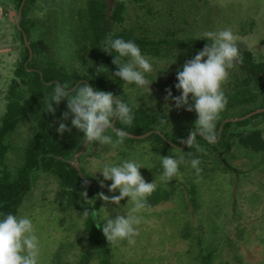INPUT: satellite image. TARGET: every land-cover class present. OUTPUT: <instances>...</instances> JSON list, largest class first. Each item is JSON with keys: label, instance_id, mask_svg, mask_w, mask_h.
<instances>
[{"label": "rangeland", "instance_id": "1", "mask_svg": "<svg viewBox=\"0 0 264 264\" xmlns=\"http://www.w3.org/2000/svg\"><path fill=\"white\" fill-rule=\"evenodd\" d=\"M30 1L32 10L27 18L31 25L29 21V40L26 39L25 46L34 47L39 40L45 44L43 52H49L46 55L49 62L45 57L41 58L40 67L45 73L57 69L70 76L73 73L87 75L89 49L77 42L74 18L87 7L88 0ZM124 5L120 13L123 30H132L150 41L167 40L171 46L161 58L148 57L154 66V71L148 74L149 81L153 82L150 93L135 89L134 85H125L118 93L137 109L165 119L167 122H162L164 129L174 137L193 128L197 119L195 112H188L183 107L177 109L167 91L171 90L172 97L181 94L175 88L176 73L195 56L186 49L192 39L199 40L208 30L231 29L237 36L242 56L248 52L253 62L264 64V0H146L138 3L124 0ZM115 6L114 2L112 9ZM20 14L13 0H0V119L6 112V97L12 82L19 83L15 71L24 56L17 32ZM24 26L28 28L26 24ZM180 42L184 43L182 48L174 44ZM238 68L235 65L228 70L229 77L222 85L224 92H230L237 75H242ZM258 97L245 110L261 111L259 107L263 105L264 95ZM236 111L237 115L243 113L242 109ZM52 119L57 120L53 116ZM218 120L223 121L222 124L233 121L230 118ZM247 120L244 128L233 127L231 133L248 135L259 131L264 140V115H254ZM60 123L71 128V116L67 120L61 119ZM36 132L33 124H22L9 139L8 171L14 173L21 166L24 148L36 137ZM60 135L71 149V165L87 177L91 186L92 209L97 211L92 221L97 228L104 217L100 208L105 207L110 218L123 214L113 212L116 205L106 204L98 198L100 193L105 196L119 194L118 191L109 193L111 181L100 186L103 177L99 173L92 176L106 163L135 159L145 167L140 169L145 181L155 179L156 191L162 190L173 196L178 194V197L143 210V222L138 226L135 245L122 242L112 246L100 228L96 235L88 229L91 217L85 221L81 215L85 211L91 215L90 210L80 211L74 205L69 207L57 179L38 173L18 215L33 219L41 239L42 264H80L86 254L91 257L89 264H264V154H247L245 151L248 150L232 146V152L224 155L231 171L223 170L214 160H209L210 163L205 164L206 170L196 174L194 180L190 174L191 165L182 163L173 180L161 182L160 156L181 159L184 148L168 150L154 138L145 140L148 136L128 138L116 148L96 143L87 146L81 143L83 133L74 128ZM127 199L120 202V209L126 207L123 211L131 207L126 206ZM188 227V237L183 238L182 232Z\"/></svg>", "mask_w": 264, "mask_h": 264}, {"label": "trees", "instance_id": "2", "mask_svg": "<svg viewBox=\"0 0 264 264\" xmlns=\"http://www.w3.org/2000/svg\"><path fill=\"white\" fill-rule=\"evenodd\" d=\"M13 1L17 10L21 13V21L17 26V32L23 46L24 56L15 71L19 83L12 82L7 92L6 112L0 119V212H10L18 215L23 199L32 190L35 177L38 173H44L57 179L60 187L63 188V196L69 207L74 205L80 211L88 209L92 214L94 212L91 205L92 201H88L93 200L91 186L86 181L87 177H83L81 172L71 165V149L57 132L63 117V110L67 109V101H62L61 106L56 107L53 115L43 111V103L53 92L57 81L60 84L73 87V90L81 84H87L97 90L111 92L114 96L122 99L118 91L125 85L122 84L119 78L109 79L117 71V67L113 64V56L107 55L101 47L102 41L109 33L113 38L134 41L140 47L142 54L151 58H161L164 53L169 51L171 44L167 40L150 41L145 37L136 35L132 30H123L120 13L125 6L124 0H113L116 6L111 11L110 29L107 26L108 21L106 19V0H88L87 7L80 10L74 19L78 44L89 49V73L83 76L73 73L70 76L57 69H49L45 73L43 67H40L42 66L40 63L41 58L45 57L46 61L49 62V56L46 57L49 52H43L46 50L44 49L45 44L39 42V40L34 43V47L29 44L28 47L25 46L27 40H29L31 25V20L27 18L28 13L32 10L31 1ZM132 1L138 3L146 0ZM29 21L30 25L28 26ZM25 24L28 26L27 29L24 26ZM174 44L179 48L184 45L181 42ZM206 44V40L192 39L186 49L191 50L196 55L198 51L203 50ZM240 64L243 67L240 66L238 69L242 75H237L230 92H224L227 97V105L220 113L219 118L234 120L233 117H235L236 120L249 115L254 109L245 110V108L253 105L258 100L259 94L264 95V64L253 62L252 56L248 52L242 56V63ZM131 106L134 109L135 117L132 126L126 127L119 121L117 123L115 121L116 125L114 124V126L126 130L129 136L135 137L134 139L145 136H148L145 140L154 138L161 145H165L168 150L180 149L185 145L180 144L179 141L187 139L193 128L174 137L165 131V125L160 118L137 109L133 105ZM259 108L264 109V101ZM238 109H242L243 113L237 115L236 110ZM260 115H264V113ZM52 116L56 117L57 120H53ZM247 121H235L225 124L221 136H219L223 121L217 120V141L208 144L202 137L197 136L191 147L187 145L183 147L184 151H182L180 158L188 164H190L191 159L199 158L201 161L200 172L203 173L206 170L205 166L210 163L209 160H214L223 170L231 171L232 169L224 155H229L232 152V146L239 147L244 151L248 150L245 151L247 154H264V140L259 131H253L248 135L244 132L231 133L233 127L244 128L243 124ZM22 124H33L35 130H37L36 137L24 148L21 166L16 172L12 173L6 167L7 155L11 149L8 141ZM158 130H160V133H158ZM197 145H199V148ZM188 153H191V155H188ZM190 174L194 180L197 178L194 169L191 168ZM175 197H178V194L173 196L169 193L165 194L162 190H157L148 198L149 207L146 209H152L163 202L174 201ZM93 222L91 217L87 227L95 235L99 234V229ZM189 229L190 227L182 232L183 238L188 237ZM90 260L89 254H86L80 264H89Z\"/></svg>", "mask_w": 264, "mask_h": 264}, {"label": "clouds", "instance_id": "3", "mask_svg": "<svg viewBox=\"0 0 264 264\" xmlns=\"http://www.w3.org/2000/svg\"><path fill=\"white\" fill-rule=\"evenodd\" d=\"M199 40L207 41L203 50L198 51L194 58L187 60L177 70L175 88L181 94L172 97L171 90H167L168 98L173 99L177 109L183 107L188 112L196 113L197 119L187 139L179 141L188 147L195 143L197 136L202 137L208 144L217 141L216 121L227 105L222 85L229 77L228 70L242 63L237 36L231 29L205 31ZM101 47L107 55L113 56V64L117 67V71L109 79L119 78L123 85H134L135 89H145L150 93L153 82L149 81L148 74L154 71V66L134 41L113 38L109 33ZM174 57L176 60L175 55ZM65 100L68 111L63 114L62 119L67 120L71 116V128L83 133L82 144L92 146L96 143L99 146L110 145L116 148L129 138L126 130L113 126L114 119L116 123L119 121L126 127L133 124L134 109L124 99L87 84H81L73 90V87L56 83L53 92L43 103V111L54 114L56 107ZM161 120L167 122L165 119ZM71 128L60 123L57 132L63 134L71 131ZM184 162L183 159L170 155L160 156L161 182L173 180ZM200 164L199 158L190 161L191 168L197 175L201 171ZM141 168L145 167L135 159H125L119 163H106L93 172L92 176L99 173L103 177L99 181L101 187L105 186V181H111L108 186L109 193H119L113 196H105L103 193L98 195L106 204L117 206L113 212H123L122 215L117 214L115 218H110L109 211L105 207L100 208L104 211V217L98 228L109 245L116 246L122 242L136 244L138 226L143 222L142 212L149 207L148 198L157 189L155 179L153 182L145 181L140 173ZM125 198H128L126 206L131 205L127 211H123L126 207L119 208L120 202ZM88 201L94 203V200ZM96 214L97 211L91 215L85 211L81 217L86 221L89 217L94 218ZM0 264H42L41 239L30 216L0 212Z\"/></svg>", "mask_w": 264, "mask_h": 264}, {"label": "water", "instance_id": "4", "mask_svg": "<svg viewBox=\"0 0 264 264\" xmlns=\"http://www.w3.org/2000/svg\"><path fill=\"white\" fill-rule=\"evenodd\" d=\"M106 5H107V8H106V19H107V21H108V23H107V26H108V28L110 29V18H111V10H112V6L114 5V1L113 0H106ZM17 25H18V22H17ZM237 65H240V64H237ZM241 66V65H240ZM241 67H243V66H241ZM261 113H264V109H262L261 111H258V112H253V113H251V114H249V115H247V116H245V117H243V118H241V119H236V120H233V121H228V122H226V123H230V122H241V121H245V120H247V119H249V118H251V117H253L254 115H258V114H261ZM115 122V120L113 121V126H114V123ZM225 122L221 125V127H220V130H219V136H221V133H222V130H223V127H224V125L226 124ZM129 137H132V138H135V137H133V136H129ZM140 138V137H139ZM186 146V144L183 146V147H185ZM182 147V148H183Z\"/></svg>", "mask_w": 264, "mask_h": 264}, {"label": "flooded vegetation", "instance_id": "5", "mask_svg": "<svg viewBox=\"0 0 264 264\" xmlns=\"http://www.w3.org/2000/svg\"><path fill=\"white\" fill-rule=\"evenodd\" d=\"M113 10V9H112ZM111 10V11H112ZM20 16V18L19 19H21V14L19 15ZM18 22V21H17ZM18 25H19V22H18ZM240 64V63H239ZM241 65V64H240ZM240 65H237L238 67H240ZM242 66V65H241Z\"/></svg>", "mask_w": 264, "mask_h": 264}]
</instances>
